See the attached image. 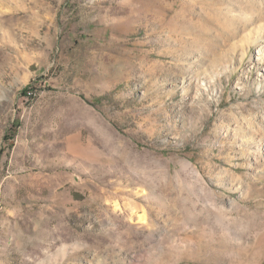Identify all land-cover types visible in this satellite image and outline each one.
<instances>
[{
	"label": "rangeland",
	"instance_id": "obj_1",
	"mask_svg": "<svg viewBox=\"0 0 264 264\" xmlns=\"http://www.w3.org/2000/svg\"><path fill=\"white\" fill-rule=\"evenodd\" d=\"M260 45L264 0H0V264H264Z\"/></svg>",
	"mask_w": 264,
	"mask_h": 264
},
{
	"label": "bare ground",
	"instance_id": "obj_2",
	"mask_svg": "<svg viewBox=\"0 0 264 264\" xmlns=\"http://www.w3.org/2000/svg\"><path fill=\"white\" fill-rule=\"evenodd\" d=\"M263 58H264V46L260 45V46H258V60H262ZM246 150L249 151V148L246 149ZM252 151H255V152L264 151V144L256 145L255 148Z\"/></svg>",
	"mask_w": 264,
	"mask_h": 264
}]
</instances>
